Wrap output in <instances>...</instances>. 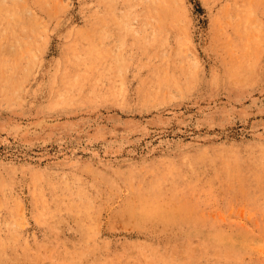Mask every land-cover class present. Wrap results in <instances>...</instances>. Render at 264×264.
<instances>
[{"label":"rangeland","instance_id":"obj_1","mask_svg":"<svg viewBox=\"0 0 264 264\" xmlns=\"http://www.w3.org/2000/svg\"><path fill=\"white\" fill-rule=\"evenodd\" d=\"M0 264H264V0H0Z\"/></svg>","mask_w":264,"mask_h":264},{"label":"bare ground","instance_id":"obj_2","mask_svg":"<svg viewBox=\"0 0 264 264\" xmlns=\"http://www.w3.org/2000/svg\"><path fill=\"white\" fill-rule=\"evenodd\" d=\"M88 48H90V47H88Z\"/></svg>","mask_w":264,"mask_h":264}]
</instances>
